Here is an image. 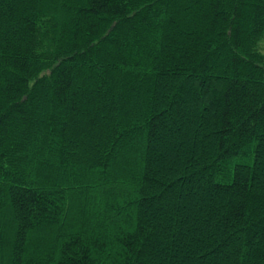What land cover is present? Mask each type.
Instances as JSON below:
<instances>
[{
	"label": "trees",
	"instance_id": "16d2710c",
	"mask_svg": "<svg viewBox=\"0 0 264 264\" xmlns=\"http://www.w3.org/2000/svg\"><path fill=\"white\" fill-rule=\"evenodd\" d=\"M0 264H264V0H0Z\"/></svg>",
	"mask_w": 264,
	"mask_h": 264
}]
</instances>
